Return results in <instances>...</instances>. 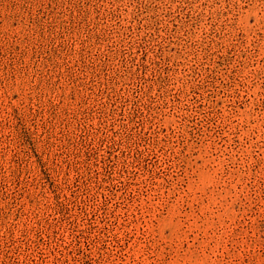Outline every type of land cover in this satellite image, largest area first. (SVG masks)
Wrapping results in <instances>:
<instances>
[{"label": "rangeland", "instance_id": "obj_1", "mask_svg": "<svg viewBox=\"0 0 264 264\" xmlns=\"http://www.w3.org/2000/svg\"><path fill=\"white\" fill-rule=\"evenodd\" d=\"M0 264H264V0H0Z\"/></svg>", "mask_w": 264, "mask_h": 264}]
</instances>
